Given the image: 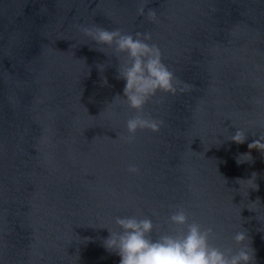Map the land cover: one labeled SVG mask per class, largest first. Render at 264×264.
Listing matches in <instances>:
<instances>
[{
  "label": "water",
  "instance_id": "water-1",
  "mask_svg": "<svg viewBox=\"0 0 264 264\" xmlns=\"http://www.w3.org/2000/svg\"><path fill=\"white\" fill-rule=\"evenodd\" d=\"M140 4L0 0V264H120L104 246L116 217L175 234L165 221L181 206L215 228L222 251L243 225L264 264V153L248 148L264 135V0H148L144 16ZM93 24L151 32L192 86L145 106L165 121L159 133L121 138L137 112L113 103L126 81L115 54L78 27ZM238 130L243 144L230 140ZM253 173L258 189L238 183Z\"/></svg>",
  "mask_w": 264,
  "mask_h": 264
},
{
  "label": "clouds",
  "instance_id": "clouds-1",
  "mask_svg": "<svg viewBox=\"0 0 264 264\" xmlns=\"http://www.w3.org/2000/svg\"><path fill=\"white\" fill-rule=\"evenodd\" d=\"M147 2L148 0H141L138 9L140 16L145 15ZM147 19L152 23H159L157 11L149 9ZM78 27L85 36L102 46L96 50L102 53L111 50L120 61L117 68L118 79L125 80L126 85L123 95H117L113 103L119 98L120 103H126L137 112L127 119L125 127L128 134L121 138L131 144L135 142L136 133L140 130L159 133L165 121L152 117L150 113L145 114V106L160 92L176 95L190 90L192 86L181 81L163 62L160 47L156 43H150L153 40L152 33L137 32L133 36L121 29L108 30L95 24ZM98 67L103 70L105 66L99 64ZM104 83L107 84L106 79ZM246 139V132L238 130L230 140L243 144ZM248 148L264 153V135L248 144ZM252 160L251 152L237 158L238 163ZM128 172L138 174L140 169L133 164L129 165ZM256 178L257 173H253L250 179H240L238 183L254 184V189H258ZM189 221V214L182 206L177 207L165 221L169 227L175 226V234L164 232L163 224H155L147 216L116 217L115 225L119 230L108 229L110 236L104 241V246L121 258L120 264H255V251L248 244V230L243 225H240V230L233 236L237 247H228L222 251L211 243L218 238L214 227ZM154 232L157 233L155 239Z\"/></svg>",
  "mask_w": 264,
  "mask_h": 264
}]
</instances>
